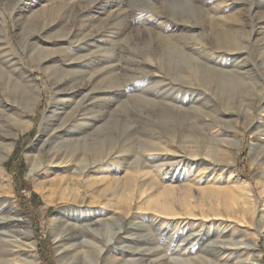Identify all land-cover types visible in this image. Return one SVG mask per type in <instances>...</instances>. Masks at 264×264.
<instances>
[{
    "label": "rangeland",
    "instance_id": "obj_1",
    "mask_svg": "<svg viewBox=\"0 0 264 264\" xmlns=\"http://www.w3.org/2000/svg\"><path fill=\"white\" fill-rule=\"evenodd\" d=\"M71 1L74 0H66L52 13L30 17L25 23L27 28L21 31L16 18L25 17L24 4L32 0H0V27L6 36L0 40V66L5 70L1 57L7 46L35 79L40 94L31 110L21 97L13 95V84L6 93L0 81V149L14 142L9 156L0 161V193L12 195L19 214L30 221L39 262L60 264L57 238L65 236L62 244L82 256L87 251L92 257L88 259L89 264H95L92 261L101 247L104 250L99 264H104V257L108 255L122 257L126 244L134 264H169L175 244L182 238L193 240V230L203 222L213 221L217 213L222 217L220 220L239 228L237 233L240 231L257 242L261 264H264V222L260 215L264 210V142L260 141L264 137V0H75L77 5H71ZM45 3L49 1H38V4ZM189 5L197 14L186 8ZM105 10L119 14L108 16ZM179 12L186 13V17L177 19L191 20L192 30L184 31L178 26L175 15ZM207 12L213 16L235 13V22L226 23L232 29L243 30H234L238 32L235 45L225 44L221 48L213 33L214 25L206 20ZM161 16L169 18L168 27L160 25ZM47 21L55 26L49 34L43 33ZM173 31L196 34L195 38L179 36L176 39L179 49H185L186 59L195 62L193 66L179 62L178 58H169L162 47V38ZM200 38L207 45H201ZM1 41H5L4 46ZM43 42L50 44L40 54L34 45L44 46ZM151 47L163 49L153 64L146 58ZM47 53L52 54L53 61L44 58ZM59 64L64 71L58 70ZM203 65L207 69L202 70ZM211 66L233 71L235 80L228 78L230 89L235 90L233 93L220 90L223 79L216 76L215 70L212 72ZM213 85L220 90L216 94ZM15 111L21 121H30L24 130L15 125L12 118ZM207 113L223 121H215L214 129L222 126L230 136L242 138L239 146L232 143L229 149L236 151L234 157L226 153V143H216V140L213 143L205 136V124L213 117ZM100 125L101 132L97 129ZM98 135L102 136L93 142ZM75 137L89 141V146L71 155L65 140ZM154 140H164L165 144L168 141L169 152L181 155L178 164L153 166L148 157L164 153L146 151ZM189 147L198 148L203 154L201 158L209 163L201 164L198 160L187 163L186 158L192 151ZM15 153L20 154L21 164L13 162L10 167L14 171H11L5 163ZM66 155L68 158L87 156L90 165L80 176L75 168L52 174V167ZM30 156L38 164L31 175ZM52 158H56L54 165L50 162ZM76 161L75 158L71 164L76 165ZM111 162H116L117 168L113 169ZM32 192L39 196L34 209L28 201ZM25 201L32 213L25 211ZM163 206L173 211L171 216L164 212ZM105 209L123 215V221L110 225L96 222L97 214ZM201 212L205 215H200ZM5 221L0 213V222ZM17 228L24 235L25 226ZM5 230L1 226L0 233ZM169 233L175 234V240L169 238ZM85 238L92 242L83 246L81 242ZM204 238V243H210L206 235ZM43 242L48 245V263L40 252ZM201 242L202 239L191 249H184L183 254H200V249L212 253ZM10 250L0 244V260ZM28 255L32 253L11 256L15 258L11 264H32L25 260Z\"/></svg>",
    "mask_w": 264,
    "mask_h": 264
},
{
    "label": "bare ground",
    "instance_id": "obj_2",
    "mask_svg": "<svg viewBox=\"0 0 264 264\" xmlns=\"http://www.w3.org/2000/svg\"><path fill=\"white\" fill-rule=\"evenodd\" d=\"M11 0H7V2H9ZM39 0H32V3H26L24 4V10L23 13L26 14L25 17H21V16H17L16 20L18 23H20V30L21 31H25V29L27 28V25L25 26V23L27 24V21L29 20L30 17H39V15H46L49 13L54 12L58 6H60L61 4H63V2H66V0H44V1H49L48 3L45 4H38ZM43 1V0H42ZM186 1V0H184ZM244 1V0H243ZM256 2H259L260 0H254ZM262 1V0H261ZM182 2V1H181ZM189 2V1H188ZM187 2V3H188ZM247 3V2H246ZM78 1H71V5H77ZM254 5V4H253ZM252 5V6H253ZM195 8V5H193ZM251 6V4H250ZM251 6V7H252ZM255 6V5H254ZM153 7V6H152ZM187 9H191L192 12L197 14V11L192 7V6H186ZM183 9V8H182ZM252 10V9H250ZM106 13H108V16H113V15H117L119 14V12H114L113 10H105ZM190 11V10H188ZM187 11V12H188ZM201 12V11H200ZM211 12V11H210ZM210 12H207V19L208 21H210L213 25H214V31L213 33L217 36V43L222 46L221 48H223V46H225V44L228 45H235L233 44L234 40L237 39L236 37V32H234V30H242L241 28L238 29H232L231 26H228L227 24L229 23L228 21L232 20L236 17L235 13L233 14H229V15H221V16H213L211 14H209ZM84 13V12H83ZM202 13V12H201ZM241 13V12H238ZM200 14V13H199ZM214 14V13H213ZM22 15V14H21ZM186 13H182L179 12L177 15H175V18L178 22V26L181 27L182 26V30L185 31L186 30H192L194 27L193 23L191 22V20H183L181 18L177 17H181L184 16L183 18H185ZM243 16V15H242ZM248 16V14H247ZM34 18V17H33ZM115 18V17H114ZM31 19V18H30ZM190 19V18H188ZM236 19V18H235ZM161 22L160 25H162L164 28L168 27V23L170 22L169 18L165 17V16H161ZM239 20V19H238ZM32 21V20H31ZM30 21V22H31ZM50 21V20H49ZM97 21V20H96ZM230 21V23L232 22ZM246 21V20H245ZM48 22V21H47ZM45 24V26L43 27V33H50L53 29H55V26L51 23L48 22ZM101 22H104L103 20H101ZM235 22V21H234ZM241 22V21H240ZM244 22V21H243ZM242 22V23H243ZM186 23V26L185 24ZM221 23V24H219ZM227 23V24H226ZM256 23V22H255ZM189 24V25H187ZM240 24V23H239ZM244 24V23H243ZM257 24V23H256ZM255 24V26H256ZM195 25V24H194ZM248 25V23H247ZM233 26V23H232ZM237 26V25H236ZM212 27V26H211ZM246 27V26H245ZM68 28V27H67ZM210 28V27H209ZM69 29V28H68ZM196 29V28H195ZM194 29V30H195ZM198 29V28H197ZM203 29V28H202ZM211 29V28H210ZM55 31V30H54ZM53 31V32H54ZM67 31V30H66ZM65 31V32H66ZM70 31V30H69ZM243 31V30H242ZM254 31V30H253ZM41 32V31H40ZM52 32V33H53ZM68 32V31H67ZM66 32V33H67ZM203 32V31H202ZM245 32V30H244ZM201 33V31H200ZM204 33V32H203ZM202 33V35H203ZM209 33V32H208ZM23 34V33H22ZM71 34V33H69ZM75 34V33H74ZM207 34V33H206ZM211 34V33H210ZM66 35V34H65ZM64 35V36H65ZM205 35V34H204ZM241 34L239 33V36ZM248 35V34H246ZM57 36V35H56ZM69 36V35H68ZM179 36H184V37H188V38H195L196 34L192 32V34L188 33V32H184L183 34H176L175 31L172 32V34L166 35V37H164L165 39L162 38L161 40V44L162 47L166 49L165 52H167L169 55L168 57L173 59V58H178L179 62H186L188 65L193 66V60L191 58L186 59V55H184L182 49H179L178 47V43L176 41V39ZM215 36V38H216ZM202 37V36H201ZM6 36L4 34L3 28L0 27V40L1 39H5ZM204 38V37H203ZM207 38V37H206ZM213 38V37H212ZM244 38V37H243ZM52 39V38H50ZM186 39V38H185ZM201 39V38H200ZM249 39V37L247 38ZM55 40V39H53ZM184 40V39H183ZM189 40V39H187ZM194 40V39H192ZM202 41L200 42L201 45H207L206 40L201 39ZM215 40V39H214ZM38 41V40H37ZM40 41V40H39ZM70 41V40H69ZM209 41V40H208ZM250 41V39H249ZM2 42V41H1ZM63 42V41H60ZM187 42V41H186ZM189 42V41H188ZM194 42V41H193ZM215 42V41H214ZM192 43V42H191ZM199 43V42H198ZM238 43V42H236ZM5 45V41L2 42V46ZM44 42L42 43V45L44 46H40L39 44L34 45V47L37 48L38 52L41 54V52H45L47 51V45ZM160 44V43H159ZM187 44V43H185ZM190 44V43H188ZM78 45V44H77ZM213 45V44H212ZM211 45V46H212ZM210 46V45H209ZM239 46H241L239 44ZM153 47V45H152ZM151 47V50L149 52H147L148 57V61L150 62V64L154 63V60L157 59V57H160V50L161 47H156V50H154ZM193 47V46H192ZM191 47V48H192ZM219 47V46H218ZM233 47V46H232ZM238 47V46H237ZM244 47V46H242ZM241 47V48H242ZM247 47V46H246ZM196 48L198 49V46H196ZM1 49V48H0ZM61 49V48H60ZM195 49V48H193ZM204 49V48H203ZM227 49V47H226ZM230 49V48H229ZM232 49V48H231ZM236 49V47H235ZM240 49V48H238ZM163 50V49H162ZM161 50V51H162ZM199 50V49H198ZM4 54L1 57V62L4 65L5 70L0 66V81L2 84V87L4 88V90H6L5 92H8L9 85L13 84L12 87V92L13 95L16 98L20 97L25 101V103H27V105H29L31 107V110H34L35 106L37 105L38 101H39V89L37 86V83L35 81V79L31 76V74L21 65L20 60L18 58H16L13 53L12 50L5 46L4 47ZM202 51V50H201ZM205 51V50H204ZM229 51V50H228ZM37 52V53H38ZM231 52V50H230ZM189 53V52H188ZM197 53V52H196ZM232 53V52H231ZM187 54V53H186ZM189 55V54H188ZM197 56V55H196ZM52 57V54L47 53L44 58L48 59ZM188 58V57H187ZM50 61H53V58L49 59ZM199 60V59H198ZM197 61V60H195ZM200 61V60H199ZM148 62V63H149ZM178 62V63H179ZM202 63V62H201ZM197 64V63H196ZM161 65V64H160ZM184 65V64H183ZM187 65V66H188ZM170 66V65H169ZM178 66V65H177ZM185 66V65H184ZM210 66V65H207ZM194 67H197V65H195ZM215 67V66H214ZM58 70L60 71H64L65 69H63V65H57ZM190 68V67H189ZM199 68V67H198ZM206 68L203 67L201 68L202 70ZM209 68V67H208ZM211 68L213 69L212 72H217L216 76H220L223 79V86L221 87L220 90L223 91V93H228V92H232L235 91L234 89L231 90L230 89V79L231 78L234 79L235 77L232 75V73L228 70H222V69H217V68H213L211 66ZM143 69V68H142ZM150 69V68H149ZM153 69V68H152ZM187 69V68H186ZM200 69V68H199ZM207 69V68H206ZM205 69V70H206ZM210 69V68H209ZM168 71V70H167ZM202 72V71H201ZM240 73V71H238ZM189 73V72H188ZM200 73V72H199ZM194 74V73H193ZM242 74V73H240ZM243 75V74H242ZM54 76V75H53ZM239 76V75H238ZM215 77V76H214ZM249 77V76H248ZM239 78V77H238ZM242 78V77H241ZM219 79V78H218ZM219 79V80H220ZM186 80V79H185ZM188 80V79H187ZM197 80V79H196ZM206 80V79H205ZM211 80V79H210ZM214 80V79H213ZM235 80V79H234ZM203 81V80H202ZM186 82V81H185ZM190 82V80H189ZM209 82V81H208ZM215 83V81H213ZM216 82H218L216 80ZM221 82V80L219 81ZM232 82V81H231ZM237 82V80H236ZM211 84V82H209ZM205 84V83H204ZM209 84V85H210ZM239 84V83H238ZM206 85V84H205ZM218 85V83L216 84ZM220 85V84H219ZM218 87V86H217ZM238 87V86H237ZM241 88V87H240ZM208 89V88H207ZM212 90L213 93L215 92V94L217 93L216 90L218 91L219 88H215V86H212ZM219 90V91H220ZM17 92V93H16ZM5 93V94H6ZM211 93V92H210ZM219 93V92H218ZM238 93V92H237ZM220 94V93H219ZM235 94V93H234ZM221 95V94H220ZM223 95V94H222ZM229 95V94H228ZM237 95V94H236ZM233 96V95H232ZM10 97V94H9ZM226 97V96H224ZM231 97V96H230ZM236 97V96H235ZM238 98V97H237ZM149 99V98H148ZM225 99V98H224ZM230 99V98H229ZM226 100V99H225ZM233 100V98H232ZM205 101V100H204ZM227 101V100H226ZM255 102V101H254ZM162 104V103H161ZM205 105V104H204ZM207 105V104H206ZM210 105V104H209ZM204 107V106H203ZM202 107V108H203ZM208 107V106H207ZM205 108V107H204ZM203 108V109H204ZM173 109V108H172ZM195 110V109H194ZM197 110V109H196ZM202 110V109H201ZM141 111V110H140ZM193 111V110H192ZM185 112V111H184ZM189 112V111H188ZM142 113V112H141ZM165 113V112H164ZM180 113V112H179ZM192 113V112H191ZM203 113H205V111H203ZM210 113V112H209ZM207 113V114H209ZM13 114H15L13 118V120L15 121V125L18 126V128L24 130L25 128H27L30 124L29 120H25V121H21L20 118L18 117L19 114L15 112H13ZM205 115V114H204ZM211 116H213L212 114H209ZM55 116V115H54ZM178 116V115H177ZM187 116V115H186ZM215 116V115H214ZM212 117V119L210 121H208L205 124V129L207 130V132L205 133V136L207 137V139H211V142L214 143V141L216 140V143H226L227 148L225 147V151L226 153L228 152V154L231 156L234 155V153H236V151L233 150H229L232 147V143H235V145L237 144L238 146L241 144L242 138L240 136H230V132H228V130L223 129L225 127L220 129H214L213 127L217 125L216 122H223L220 117L215 116ZM11 118V117H10ZM45 118V117H44ZM196 118V117H195ZM222 118V117H221ZM166 119V118H165ZM264 119V118H263ZM205 121V120H204ZM216 121V122H215ZM225 121V120H224ZM44 123V122H43ZM5 126V125H4ZM196 126V125H195ZM219 126V125H218ZM42 127V126H41ZM193 127V126H192ZM199 127V126H198ZM94 129V128H93ZM98 131L101 132V130L103 129V127L100 125L98 126ZM193 129V128H192ZM195 129V128H194ZM204 129V130H205ZM3 130V129H2ZM182 131V130H181ZM18 133L15 130L14 132V136H16ZM181 134V133H180ZM201 134V133H200ZM257 134V133H256ZM102 135H98L97 137H94L92 139L93 142H98L97 140H99V137ZM161 139V138H160ZM191 139V138H190ZM68 140V141H67ZM162 141V140H161ZM174 141V140H173ZM192 141V140H191ZM260 141L264 142V137H261ZM41 142H43V140H41ZM168 141L163 140L162 142L160 141H151L149 147L147 148V152L148 151H153V150H158V151H162L164 152L163 154H157V155H152L149 156L148 159H150L153 164V166H157V167H170L173 165H175V163H177L179 161V158L181 157V155H175L170 154L169 152V147L170 144H167ZM194 142V141H192ZM205 142V141H204ZM210 144H213L211 143ZM14 142L9 143L5 148L0 149V161L4 160L5 158H7L11 152V145H13ZM65 143L67 145V147L69 148L68 153H70L71 155H74V153H76V150L81 149L84 146H89V141H85V139H79L77 137L75 138H68L65 140ZM87 144V145H86ZM172 145V144H171ZM198 145V144H197ZM217 145V144H216ZM234 145V144H233ZM263 145V144H261ZM260 145V146H261ZM97 146V145H96ZM188 146V145H186ZM214 146V145H213ZM259 146V147H260ZM91 147V146H90ZM94 147V146H92ZM192 147V146H191ZM191 147H189L191 149ZM197 147V146H196ZM215 147V146H214ZM218 147V146H216ZM253 147H257L256 143H253ZM100 149V148H99ZM99 149H97V151H99ZM186 149V148H184ZM198 149V148H197ZM197 149H194L190 152V156L187 157V163H194L195 161L197 162L200 161V163H209L206 161L205 158H201L203 157L201 152H198ZM221 149V148H219ZM224 149V147H223ZM227 149V150H226ZM195 150V151H194ZM218 150V148H217ZM257 150V149H256ZM210 151V150H209ZM169 152V153H168ZM177 152V151H176ZM213 153V151H211ZM210 152V153H211ZM53 153V152H52ZM67 153V154H68ZM187 153V152H186ZM189 153V152H188ZM206 155L210 154L208 153V150L204 152ZM143 155V154H142ZM145 155V154H144ZM147 155V154H146ZM187 155V154H186ZM185 155V156H186ZM101 156V155H100ZM100 156H97V158H99ZM108 156V155H107ZM184 156V155H183ZM105 157V156H104ZM142 157V156H140ZM199 157V158H198ZM234 157V156H233ZM75 158L78 160L76 161V165H72L71 163L74 162ZM56 159V158H55ZM54 158L51 159V165H54ZM109 159V158H108ZM181 159V158H180ZM185 159V158H184ZM200 159V160H199ZM233 159V158H232ZM30 160H31V168L29 170V174H34L37 170V162L33 161V157L30 156ZM99 160V159H98ZM97 160V161H98ZM234 160V159H233ZM264 160V159H263ZM209 161V160H208ZM61 163V164H60ZM101 163V162H100ZM56 167H52V171L51 173H59V172H63V171H69L71 170V168H75V172L78 174L77 176H80L79 174H82L90 165V163L88 162L87 156H81V157H74L72 156V158H68L67 155L66 156H62L59 159L58 163H55ZM178 164V163H177ZM110 166H112L113 169L117 168L118 164L116 162H111ZM135 167H139V164H135L133 165ZM176 169V167H175ZM199 172H201L199 170ZM134 173V172H133ZM169 173V172H167ZM199 174V173H198ZM202 174V173H201ZM198 175H196L197 177ZM133 177V176H132ZM138 177V176H137ZM234 177H236L234 175ZM211 178V177H210ZM81 179V178H80ZM212 180V179H211ZM81 181V180H80ZM45 186V185H44ZM71 188V187H70ZM251 188V187H250ZM173 189V188H171ZM203 189V188H202ZM108 190V189H107ZM111 191V190H109ZM254 191V190H253ZM88 192V191H87ZM206 192V191H205ZM255 192V191H254ZM77 193V192H75ZM68 194V193H67ZM108 194V193H107ZM167 195V194H166ZM69 196V195H68ZM210 196V195H209ZM218 196V195H216ZM73 197V195H72ZM219 197V196H218ZM74 200V199H73ZM72 200V201H73ZM77 200V199H76ZM75 200V201H76ZM74 202V201H73ZM109 205V204H108ZM164 207V212L166 214H170L171 216V209L168 206H163ZM104 209V208H103ZM13 210H16V212H14ZM162 210V209H161ZM205 210V209H204ZM202 211V209H201ZM206 211V210H205ZM208 211V210H207ZM20 210L19 208L16 206V202L13 199L12 195H4L0 193V213L4 215V219L6 220L5 222H0V228L1 226H3L4 229L7 228V230H5L3 233H0L1 237H0V244L3 247L6 248H11L10 250V254H8V256H6L5 258H3L2 260H0V262H2L3 264H11V262L15 259L10 258L13 255L16 254H20L22 257L27 253L30 252L32 253V255H28L26 256L27 259L26 262H31L32 264H41V262H39V258L38 255L36 254V241L33 237V233H32V229L30 227V221L28 220V218L24 215H20L19 214ZM100 212V211H99ZM262 213L261 218L263 219L262 222H264V210L261 211ZM162 215V214H161ZM200 215H205L204 212H201ZM123 216V215H122ZM118 215L117 213H115L114 211L110 210V209H105L103 210L101 213L97 214V217L94 219L96 222H102L104 224H112L115 223L117 220L119 221H123V217ZM210 215H208L209 217ZM197 217V216H196ZM207 217V218H208ZM215 217L213 218V221H210L209 223L205 224L204 222L198 225V229L193 230V234L195 235L194 239L191 240L187 237V239L182 238L181 242L178 244H175V246L173 247L174 249V253L173 255L170 256L171 261H168L169 264H171L170 262H174V264H261L262 261L260 258V255L258 254V246H257V242L254 239H251L249 237H247L246 234L241 233L239 231V233L236 232L237 229H235V227H233V225L231 226V224H229L230 222L220 220L222 217H218V214L215 213ZM232 217V216H231ZM137 218V217H136ZM165 218V217H164ZM170 218V217H169ZM198 218V217H197ZM201 218V217H200ZM204 218V217H203ZM227 218V217H225ZM233 218V217H232ZM125 219V218H124ZM174 219V218H173ZM205 219V218H204ZM93 220V221H94ZM163 220V219H162ZM200 220V219H199ZM212 220V218L210 219ZM231 220V219H230ZM243 220V219H242ZM256 220V219H255ZM3 221V220H2ZM133 221V220H132ZM207 221V220H206ZM233 221V220H232ZM118 222V221H117ZM170 222V221H169ZM182 222V221H181ZM186 222V221H185ZM261 222V223H262ZM260 223V224H261ZM237 224H241V222L237 223ZM249 224V223H248ZM263 224V223H262ZM25 226L26 229H24V235L23 233H21L20 231H18L19 226ZM90 226V224H88ZM128 225V224H127ZM126 225V226H127ZM180 225V224H179ZM101 226V225H100ZM134 226V225H133ZM162 226V225H159ZM169 226V225H168ZM188 226V225H187ZM123 227V226H122ZM125 227V226H124ZM132 228V227H130ZM84 229V228H83ZM171 229V228H170ZM186 229V228H185ZM129 230V229H128ZM146 230V229H145ZM162 230V229H161ZM125 231V229H124ZM158 231V230H157ZM192 231V230H191ZM165 232V231H164ZM244 232V231H243ZM83 233V231H82ZM183 233V232H182ZM75 234V233H74ZM86 234V233H85ZM143 234V233H142ZM163 234V233H162ZM181 234V233H180ZM190 234V233H189ZM203 235H206L207 239L209 238L210 243H204L206 242V239H203ZM259 235V234H258ZM169 238L172 240H175V234L173 233H169ZM65 236H61L57 238V257H58V261L60 264H89L88 263V259L92 258L91 255H89L86 251V253H84V255L82 256V254H79V252H75V251H71L69 250L68 247L64 246L63 240H65ZM168 238V237H167ZM192 238V237H191ZM113 239V237L111 238V240ZM200 239H202L201 245L205 246L206 248L210 247L212 249V253H205L203 251H201L200 249V254H190L189 256L183 254V250L185 249H191ZM92 240V238H91ZM116 240V239H115ZM92 241L88 240V239H82L81 245L86 246L87 244L91 243ZM117 242V241H116ZM125 242L128 243V237L125 239ZM86 245H85V244ZM96 244V243H95ZM73 246H77L75 243L72 244ZM79 245V244H78ZM91 245V244H90ZM98 245V244H97ZM103 245V244H102ZM25 247L26 249H22V247ZM126 248V250L121 252V256L122 257H116L115 255H108L106 257H104V264H134V259L131 257L130 253H129V247L128 244L124 245ZM92 247V245H91ZM107 247V246H106ZM105 247V248H106ZM86 248V247H85ZM96 248V247H95ZM107 249V248H106ZM85 250V249H84ZM100 253L97 254V257L94 258V260L92 261L95 264H99L100 260L102 258L101 256V251L104 250L99 249ZM209 250V249H208ZM82 253V251L80 252ZM119 253V252H118ZM137 259V258H136ZM157 259V258H156ZM167 259V258H166ZM24 259L22 258V261ZM138 260V259H137ZM103 261V260H102ZM101 261V262H102ZM140 261V260H139ZM24 262V261H23ZM91 262V261H90ZM91 262V263H92ZM137 262V261H136ZM165 262V261H164ZM141 263V262H140ZM103 264V262H102ZM153 264V263H151Z\"/></svg>",
    "mask_w": 264,
    "mask_h": 264
},
{
    "label": "trees",
    "instance_id": "obj_3",
    "mask_svg": "<svg viewBox=\"0 0 264 264\" xmlns=\"http://www.w3.org/2000/svg\"><path fill=\"white\" fill-rule=\"evenodd\" d=\"M16 155L14 156V157H12V158H10V160H8V161H6V167L8 168L9 167V170H11V171H14V169H12L10 166H11V164L14 162H16V164H21V160L19 159V157H20V154L19 153H15ZM17 166V165H16ZM16 166H15V168H16ZM25 188H27L28 190H31V187H30V185L29 184H25ZM37 200H39V196H38V194L36 193V192H32V194H31V196L29 197V203H30V205L32 206V208L34 209V208H37V205L38 204H36L37 203ZM27 205V201H25L24 202V205H23V207H24V209H25V211L27 212V213H30L31 212V210L29 209V207L28 206H26ZM26 206V207H25ZM32 213V212H31ZM36 236H40V234H39V230H37L36 229ZM40 252H41V255L43 256V258L45 259V261H46V263H48L49 261H50V259H49V254H48V245L45 243V242H43L42 244H41V247H40Z\"/></svg>",
    "mask_w": 264,
    "mask_h": 264
}]
</instances>
